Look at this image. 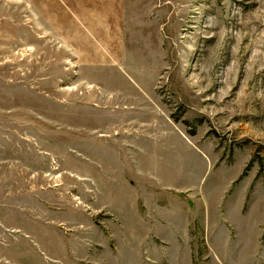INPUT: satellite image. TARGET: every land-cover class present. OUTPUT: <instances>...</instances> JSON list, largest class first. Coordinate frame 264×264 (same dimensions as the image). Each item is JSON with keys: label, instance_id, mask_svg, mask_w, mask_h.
Listing matches in <instances>:
<instances>
[{"label": "rangeland", "instance_id": "rangeland-1", "mask_svg": "<svg viewBox=\"0 0 264 264\" xmlns=\"http://www.w3.org/2000/svg\"><path fill=\"white\" fill-rule=\"evenodd\" d=\"M0 264H264V0H0Z\"/></svg>", "mask_w": 264, "mask_h": 264}, {"label": "crops", "instance_id": "crops-1", "mask_svg": "<svg viewBox=\"0 0 264 264\" xmlns=\"http://www.w3.org/2000/svg\"><path fill=\"white\" fill-rule=\"evenodd\" d=\"M61 42H62V40H61ZM80 53H82V54H81V55L78 54L79 57H87V55H88L87 50L84 51L83 49H81V50H80ZM78 56H77V57H78ZM88 56H89V55H88ZM87 65H89V64H88V63H87V64L85 63L84 66H87ZM86 71H87V70H86Z\"/></svg>", "mask_w": 264, "mask_h": 264}]
</instances>
